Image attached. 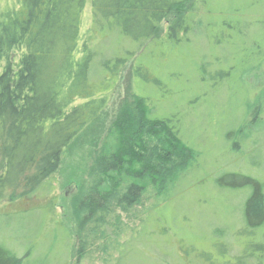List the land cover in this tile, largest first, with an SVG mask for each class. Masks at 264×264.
I'll use <instances>...</instances> for the list:
<instances>
[{"label":"rangeland","instance_id":"1","mask_svg":"<svg viewBox=\"0 0 264 264\" xmlns=\"http://www.w3.org/2000/svg\"><path fill=\"white\" fill-rule=\"evenodd\" d=\"M181 16L188 18L185 36L161 41L168 22ZM90 19L86 0L83 31ZM93 45L96 62L131 57L113 79L106 66L93 71L106 107L64 150L58 170L42 183L45 192L0 202V244L20 264H239L240 256L259 264L253 254L264 245L261 226L247 231L242 215L252 186L229 182L264 183V0H187L142 45L118 32L97 35ZM135 96L153 119L144 106L149 127L134 151L166 160L157 132L168 134L160 120L170 117L192 149L179 142L184 155L175 163L184 172L165 202L147 186L136 204L112 201L111 213L98 210L79 227L75 198L99 177L95 165L119 149L116 132L127 129ZM114 180L108 190L117 193Z\"/></svg>","mask_w":264,"mask_h":264},{"label":"trees","instance_id":"2","mask_svg":"<svg viewBox=\"0 0 264 264\" xmlns=\"http://www.w3.org/2000/svg\"><path fill=\"white\" fill-rule=\"evenodd\" d=\"M186 1L90 0L91 19L86 31L82 28L86 0L4 3L0 9V202L13 203L14 197L27 199L45 192L40 189L42 183L56 173L64 150L106 107L103 85L92 80L93 71L98 64L106 66L113 79L131 56L96 62L98 49L93 42L97 35L118 32L142 45ZM187 19H171L160 40L180 41L188 30ZM110 62H114L111 67ZM138 70L134 67L135 75ZM261 78L264 80V70ZM135 101V109L128 113L127 129L119 127L116 132L119 149L95 165L99 177L88 188L82 186L75 198L79 227L93 219L98 210L111 213L112 201L117 205L136 204L147 186L157 201L165 202L184 172L176 168L175 158L184 155L179 142L189 146L170 117L160 120L169 129L168 134L157 132L167 149L166 160L151 161V156L147 159L134 151L139 147V133L147 126L144 99L135 96ZM109 180L115 181L117 193L109 192ZM245 184H250L252 191L243 204L244 228L256 231L261 226L264 242V183L249 178L239 184L229 182L231 186ZM258 249L252 254L264 264V245ZM237 261L247 264L245 256ZM0 264L20 262L16 254L0 244Z\"/></svg>","mask_w":264,"mask_h":264}]
</instances>
